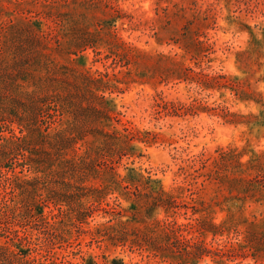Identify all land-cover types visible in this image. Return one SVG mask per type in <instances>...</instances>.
Segmentation results:
<instances>
[{
	"label": "rangeland",
	"instance_id": "rangeland-1",
	"mask_svg": "<svg viewBox=\"0 0 264 264\" xmlns=\"http://www.w3.org/2000/svg\"><path fill=\"white\" fill-rule=\"evenodd\" d=\"M0 264H264V0H0Z\"/></svg>",
	"mask_w": 264,
	"mask_h": 264
}]
</instances>
